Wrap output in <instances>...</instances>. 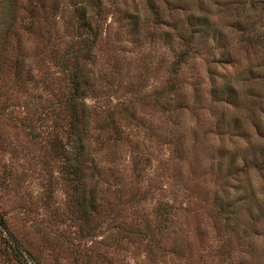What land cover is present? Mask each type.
I'll return each instance as SVG.
<instances>
[{
	"label": "rangeland",
	"instance_id": "1",
	"mask_svg": "<svg viewBox=\"0 0 264 264\" xmlns=\"http://www.w3.org/2000/svg\"><path fill=\"white\" fill-rule=\"evenodd\" d=\"M84 1L0 0V264H264V0H99L78 179L57 97Z\"/></svg>",
	"mask_w": 264,
	"mask_h": 264
},
{
	"label": "trees",
	"instance_id": "2",
	"mask_svg": "<svg viewBox=\"0 0 264 264\" xmlns=\"http://www.w3.org/2000/svg\"><path fill=\"white\" fill-rule=\"evenodd\" d=\"M85 3H81L78 7L73 10L74 13V25L71 29V37L74 41L70 42L69 51L64 54L62 60L59 61L62 71L65 76H67L65 82V93H60L58 96V108L68 110L69 121L67 122V127L65 132H67L68 147L73 150L72 163H70V170L73 175L78 179L80 177L81 169L79 163L81 162V156L85 154V148L87 147V138L89 131L90 118H92L91 108L86 103L85 97L87 96V89L91 87L88 71L83 63L89 56V51L95 42L97 37V28L94 24V16L100 14L101 4L99 0H85ZM190 17V22L193 25V31H191L192 38L198 35V16H194L193 20ZM201 26V25H200ZM206 32V31H203ZM7 34V32H6ZM5 34L4 40L7 38ZM10 34V31H9ZM177 37L184 38L183 35L178 34ZM47 36L45 39L48 43ZM71 39V40H72ZM187 54L185 51L177 52L176 58L172 61L170 65L171 75H177L179 72L181 60L184 55ZM225 89H227L225 87ZM173 90V88H171ZM214 91V92H213ZM212 94L217 95V89L213 90ZM218 93H223L220 90ZM232 93V90H228L227 95ZM228 100H232L228 96ZM121 108V107H120ZM124 108H126L124 106ZM108 119V117H107ZM110 119V116H109ZM113 122V120H110ZM61 150L64 146L59 145ZM91 163V162H90ZM72 164V165H71ZM69 168V167H68ZM92 200V199H90ZM88 200V201H90ZM92 202V201H91ZM4 230L3 222L0 219V232ZM11 244V243H10ZM14 254L17 256L21 264H27V259L24 251L18 246L14 245L12 247Z\"/></svg>",
	"mask_w": 264,
	"mask_h": 264
}]
</instances>
